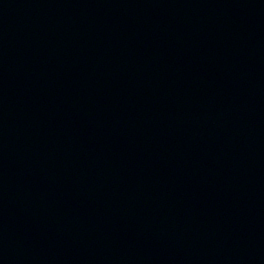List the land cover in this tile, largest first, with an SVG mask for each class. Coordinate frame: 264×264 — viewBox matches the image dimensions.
Returning a JSON list of instances; mask_svg holds the SVG:
<instances>
[{
	"label": "water",
	"instance_id": "obj_1",
	"mask_svg": "<svg viewBox=\"0 0 264 264\" xmlns=\"http://www.w3.org/2000/svg\"><path fill=\"white\" fill-rule=\"evenodd\" d=\"M0 264H264V0H0Z\"/></svg>",
	"mask_w": 264,
	"mask_h": 264
}]
</instances>
